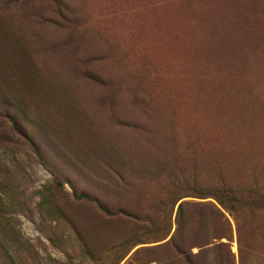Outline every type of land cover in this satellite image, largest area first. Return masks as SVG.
Segmentation results:
<instances>
[{
	"label": "rangeland",
	"instance_id": "obj_1",
	"mask_svg": "<svg viewBox=\"0 0 264 264\" xmlns=\"http://www.w3.org/2000/svg\"><path fill=\"white\" fill-rule=\"evenodd\" d=\"M229 258L264 264V0H0V264Z\"/></svg>",
	"mask_w": 264,
	"mask_h": 264
},
{
	"label": "trees",
	"instance_id": "obj_2",
	"mask_svg": "<svg viewBox=\"0 0 264 264\" xmlns=\"http://www.w3.org/2000/svg\"><path fill=\"white\" fill-rule=\"evenodd\" d=\"M180 23H172V22H164V21H160L158 23V26L154 28V30H159V32H162L163 30L167 31L166 34H165V37H164V43L166 45H169L170 41V37L172 35H175L176 38H175V41H173L174 43L177 41L178 44H179V47L181 46V41L182 40H185V39H182L180 36L182 35V29L179 25ZM179 26L180 29H181V32L180 34H175L174 32V28L173 26ZM177 39V40H176ZM196 186H194V189H195ZM214 188V192L213 195L215 197V199L218 201V203L223 207L225 208L227 211H229L233 216L234 218L236 219L237 221V214L238 212L240 211L241 207L244 205L245 203V199H243L242 197L239 196V191L233 187H228V186H215L213 187ZM174 202H173V206L176 205V203L181 199V197H176V198H173ZM161 203H164V199L161 200ZM183 205H184V202H180L179 203V206H178V211H181L183 209ZM220 212V211H219ZM221 215H222V220L223 221V227L225 226V230L224 232L220 235L219 238H227V239H230V226H231V223L229 221V219L224 215L222 214L221 212ZM199 247H202L200 244H194V246H198ZM221 246H224V247H227L228 248V243L227 242H221ZM222 263L223 264H234V261L229 258V260H224L222 259Z\"/></svg>",
	"mask_w": 264,
	"mask_h": 264
}]
</instances>
